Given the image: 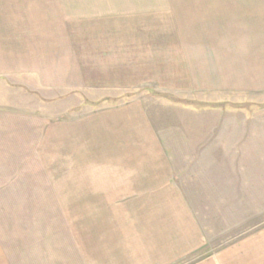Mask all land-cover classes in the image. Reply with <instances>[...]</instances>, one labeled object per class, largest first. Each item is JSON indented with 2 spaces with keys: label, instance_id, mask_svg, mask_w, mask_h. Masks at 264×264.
Masks as SVG:
<instances>
[{
  "label": "rangeland",
  "instance_id": "obj_1",
  "mask_svg": "<svg viewBox=\"0 0 264 264\" xmlns=\"http://www.w3.org/2000/svg\"><path fill=\"white\" fill-rule=\"evenodd\" d=\"M139 1L118 0L111 8H60L57 4L68 0H0V104L35 116L53 133L41 145L36 162L33 156L32 161H23L28 166L0 168V209L82 208V176L87 182L94 177L109 181L112 172L102 160L114 159L113 155L138 160L142 158L140 147L155 143L169 150L166 154L174 163L177 182L183 188L192 186L190 191V186L184 190L185 200L205 237L199 249L172 264H264V79L253 82L252 76L243 85L245 74H250L245 72V61L261 58L264 62V0H167L170 6L184 8L167 7L163 13L158 7L122 6L146 3ZM152 1L158 4V0ZM106 11L114 15L106 21L119 22L124 32L132 31L126 21L140 22L137 27L133 24L135 30L146 23L144 30L151 36L144 42L155 55L162 54V49L170 54L173 44L180 53V45L187 43L192 59L197 57L206 64L222 59L215 66L220 76L207 78L210 73L204 71L206 81L199 83L197 94L174 71L163 72L159 80L139 82L126 80V72L82 73L81 69L52 73L58 78L38 75L40 85L31 71L22 72L19 64L12 65L13 55L21 52L16 46L36 37L38 28L48 26L56 39L62 38L66 30L61 21L67 17L75 22L71 32L78 35L82 17H100ZM35 19L39 22L34 23ZM209 23L213 27L206 34L205 24ZM93 24L92 30L104 28L95 29L100 23ZM255 30L260 37L256 44L262 45V54L256 56L257 49L250 44L255 41L248 38ZM91 43L90 39H71L76 46L75 51L71 48L72 58L88 60ZM250 53L253 55L248 57ZM100 60L98 67H114L108 58ZM181 65L174 68L181 69ZM91 67L95 66L87 64V69ZM235 76L236 86L229 82ZM90 83L109 87H89ZM133 102L151 120L150 138L142 135L145 131L137 118L134 126L109 115L119 111L118 118L122 117L123 109ZM97 112H109L99 125L93 118ZM153 154L151 151L148 159H154ZM21 156L26 157L25 153ZM75 218L70 217L71 222ZM26 219L24 216L23 222Z\"/></svg>",
  "mask_w": 264,
  "mask_h": 264
},
{
  "label": "crops",
  "instance_id": "obj_2",
  "mask_svg": "<svg viewBox=\"0 0 264 264\" xmlns=\"http://www.w3.org/2000/svg\"><path fill=\"white\" fill-rule=\"evenodd\" d=\"M62 1L65 0H56L58 3ZM80 1L68 0L67 3L57 6L111 8L118 5L114 4L118 0H82V4ZM102 1L105 4L101 3ZM141 1L146 3L136 5L128 3L122 6L158 7L162 13L167 7L184 8L177 4L170 6L167 0H158L157 5H154L156 2L152 0L139 2ZM108 11L99 15L100 17H82V28L79 27L82 31L78 32V35L71 32L75 29V22H71L67 17L62 18L61 23L63 22L66 33L62 32V38L57 39L54 32L48 31L52 29L42 22L44 27L38 28L40 32H35L36 37L16 46V50L20 49L21 52L13 55L15 63L12 65L19 64L17 68L22 72L31 71L37 76L40 85H43L40 77L58 78L52 73L81 71V69L82 73L107 70L126 72V80L133 78L139 82L159 80L163 77L161 76L163 72L174 71L179 73L181 81L183 79L186 83L188 81V88L197 94L201 82L206 81L202 74L204 71L210 73L207 78L220 76L215 66L217 62H222V59L219 58L218 61L212 59L214 62L211 64L200 62L197 57L192 59L187 48L190 44L187 43L180 45V53L175 48L177 44H173L170 54L167 53L168 50L162 49V54L155 55V51L150 50L149 43L144 42L151 36L149 30H144L146 23H141L144 27L135 30L133 24L137 27L140 22L136 24L133 21H126L128 29L130 24L132 25L130 29L132 31L124 32L120 29L119 22L115 24L111 22L112 20L106 21V17L111 14ZM255 15L258 16L257 13ZM110 16L114 18V15ZM245 17L249 20L252 18L249 14ZM173 19H175L174 15ZM253 21L258 19L253 18ZM36 22L39 21L35 19L34 23ZM97 22L100 25H95V29L104 26L102 31L92 30L93 23ZM212 27L211 23L208 26L205 24L206 34L210 33ZM174 30L173 27L170 31L174 33ZM39 33L43 38H40ZM257 33L258 31L255 30L254 36L248 37L255 41L253 44L250 43L251 47L253 45L257 49L255 56L262 54V45L259 42L258 45L256 44L257 40H260ZM161 34H165L166 38L165 32ZM174 35L176 36L175 33ZM71 39L94 41L89 45L88 60L72 58L70 51L71 48L75 51L76 46L71 44ZM48 54L51 56L49 57ZM247 55L249 57L253 53ZM161 56L163 59H160ZM103 57L108 58L110 65L115 68L98 67L100 58ZM155 58L159 59V62H156ZM172 58H175L174 63ZM181 63V69L174 68L175 64L178 66ZM252 63L254 66L250 67ZM87 64L95 67L87 69ZM263 68L264 62L261 58L253 62L251 59L246 60L245 72L250 74H245L243 85H246L252 76L253 82L257 81V78L262 81ZM155 72L160 75L152 76ZM236 79L237 76L229 82L236 86ZM83 86L88 85L83 84ZM185 86L184 88H187V85ZM89 87L100 88L109 85L90 83ZM128 108L127 106L123 109L124 115L120 118H118L119 111L97 112L93 118L99 125L102 123L101 117L109 113L110 116L113 115L114 120L120 123L126 120V125L130 123L134 126L137 118L145 131L142 135L146 133L150 138L151 120L144 112V108L135 102ZM51 133L50 130L47 132L35 116L10 110L6 105L0 104V168L6 170L28 166L23 161L28 159L32 161L33 156L36 162L41 145L47 141ZM140 148L142 158L138 160L117 158L114 155L112 156L114 159L102 160V165L112 172L109 181L105 178L98 181L94 177L87 182V178L82 176V208L43 207L25 209L26 211L0 209V264H172L199 249L205 237L202 236V232L200 233L195 218L194 223L193 212L185 200L184 190L190 185L186 184L183 188V185L177 182L174 163L166 154L169 151L166 147L148 143ZM151 151L154 152L152 156L154 159H148ZM23 153L25 158L21 156ZM93 184L95 188H92ZM191 188L192 186L189 187V191ZM24 216H27V219L23 222ZM70 217L78 218L74 219L75 222H71ZM234 246L231 247L233 251H235ZM226 263L228 262L223 264Z\"/></svg>",
  "mask_w": 264,
  "mask_h": 264
}]
</instances>
